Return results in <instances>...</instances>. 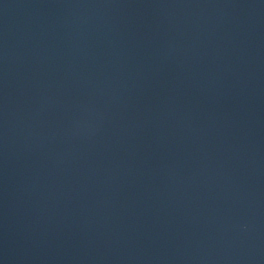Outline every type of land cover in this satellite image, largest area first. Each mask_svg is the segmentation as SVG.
<instances>
[{"label": "water", "instance_id": "obj_1", "mask_svg": "<svg viewBox=\"0 0 264 264\" xmlns=\"http://www.w3.org/2000/svg\"><path fill=\"white\" fill-rule=\"evenodd\" d=\"M0 264H264V0H0Z\"/></svg>", "mask_w": 264, "mask_h": 264}]
</instances>
